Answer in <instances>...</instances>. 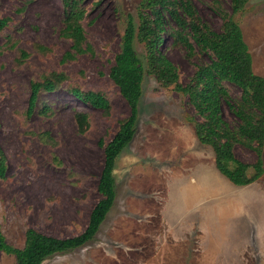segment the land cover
I'll use <instances>...</instances> for the list:
<instances>
[{"label":"rangeland","instance_id":"1","mask_svg":"<svg viewBox=\"0 0 264 264\" xmlns=\"http://www.w3.org/2000/svg\"><path fill=\"white\" fill-rule=\"evenodd\" d=\"M140 1L84 0L83 25L92 49L66 57L72 41L61 34L63 0H0V18L8 17L0 34V146L7 163L0 178V225L10 243L24 246L29 227L58 237L86 228L101 198V141L114 136L130 111L109 71L128 15L137 19ZM192 3L201 23L216 31L223 24L218 9L232 11L231 0ZM235 16L254 71L264 75V0H249ZM189 31L166 13L160 48L178 66L182 82L212 59ZM135 43L146 63L144 44ZM52 71L65 72L66 80L56 91L41 92L27 115L32 79ZM70 83L105 91L110 114L68 92ZM224 86L231 102L241 97L234 82L225 80ZM77 110L90 113L91 127L84 133ZM222 112L230 124L238 123L226 100ZM188 115H196L188 97L147 72L136 133L116 158L113 206L93 239L43 264H264V190L232 183ZM235 154L246 162L255 159L240 144ZM257 183L264 188V174ZM193 219L203 223L205 236L198 222L184 233ZM0 264H17L15 255L0 251Z\"/></svg>","mask_w":264,"mask_h":264},{"label":"trees","instance_id":"2","mask_svg":"<svg viewBox=\"0 0 264 264\" xmlns=\"http://www.w3.org/2000/svg\"><path fill=\"white\" fill-rule=\"evenodd\" d=\"M248 1L231 0V13L218 9L223 17L219 31L201 23L192 0L140 1L137 19L131 13L128 15L121 50L115 55L109 71L127 100L130 111L120 118L114 136L107 143L101 141L104 146V165L98 181L101 198L92 208L86 228L73 236L58 237L29 227L25 244L19 247L7 240L0 225V251L14 254L17 264H43L48 257L80 247L95 237L116 198V158L136 133L139 102L147 72L154 74L162 85L173 86L177 92L188 97L197 116L188 115L187 119L195 124L199 140L212 146L217 168L231 182L247 185L259 180L264 174V75L254 71L253 55L235 16L245 9ZM83 2L63 0L61 34L72 41L66 57L92 49L83 25L86 13ZM166 13L183 30L188 32L191 28L190 34L212 55L211 62L198 65L186 82L180 80L178 66L160 48L164 41ZM7 23L8 17L0 18V34ZM137 40L145 46L146 63L137 51ZM23 55L27 53L23 51ZM66 78L65 72L52 71L41 78L32 79L27 115L34 112L41 92L60 89ZM225 80L234 82L242 89L241 97L236 102L228 100ZM66 89L84 103L110 114L112 103L105 91L85 89L79 83H70ZM223 100L228 102L237 116L239 121L236 125L230 124L223 116ZM46 109L48 107L44 105L42 111L48 112ZM74 116L80 132L90 129L89 112L77 110ZM42 138L47 140L49 135ZM238 144L254 151V161L246 162L236 156L235 147ZM6 169V155L0 146V178L6 176Z\"/></svg>","mask_w":264,"mask_h":264},{"label":"crops","instance_id":"3","mask_svg":"<svg viewBox=\"0 0 264 264\" xmlns=\"http://www.w3.org/2000/svg\"><path fill=\"white\" fill-rule=\"evenodd\" d=\"M257 182H258V180H257ZM256 181L255 182H253V188H260V190H264V188L263 187H256V185H254L255 183L258 185V183H257ZM233 183V182H232ZM235 184V183H234ZM250 184H252V183H250ZM237 185V184H236ZM248 185V184H247ZM238 186H244V185H238ZM165 203H164V206H163V208H162V211H163V215L165 216L164 218H165V220L167 221L168 219H167V217H166V213H165ZM193 223L190 225V226H187L186 228H185V230H183L184 231V233L185 232H187L188 231V229H191V228H193V225L194 224H196L197 222L199 223V225L201 226V229H202V231H203V233H204V236H205V232H204V227H203V223L201 222V221H199V220H196V219H193ZM168 222V221H167ZM202 245H204L203 243H202ZM244 249V248H243Z\"/></svg>","mask_w":264,"mask_h":264}]
</instances>
